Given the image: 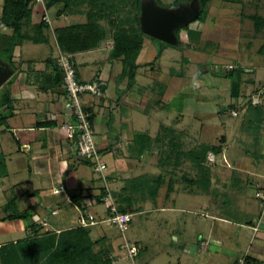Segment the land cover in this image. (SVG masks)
<instances>
[{
	"label": "crops",
	"instance_id": "obj_1",
	"mask_svg": "<svg viewBox=\"0 0 264 264\" xmlns=\"http://www.w3.org/2000/svg\"><path fill=\"white\" fill-rule=\"evenodd\" d=\"M3 6L4 0H0L1 38L13 34L12 30L2 22ZM44 9L40 4L34 6L32 16L34 24L40 22ZM194 23L189 26V29L201 32V29H193ZM202 39L203 34L200 40ZM188 42L189 40L186 43ZM147 43L148 48L137 60L139 68L135 84H137V75L141 68L144 69L143 76L149 77V79L155 78V72L162 71L161 62L158 60L162 59L167 48L162 44L160 47L157 46V42L153 40ZM24 44L18 46L14 51L13 67L4 52L6 47H0V66L7 67L13 72L10 79L0 89L1 91L6 87L11 96L9 109L11 118L7 124L0 127V166L4 175L0 186V212H2L0 218H4L8 214L23 213L29 209L32 210V216L28 221L0 222V237L13 238L9 241L0 239V246L24 240L29 235V227L34 224L42 227V232L60 233L79 227V219L83 215L91 214L97 218V224L89 227L92 240L98 242L97 249L109 248L114 264H120L124 261L115 255L118 250L123 249V242L118 244L119 231H114L115 228L105 222L109 217L108 209L102 211L98 209L104 205L100 201L104 183L94 174L91 164L78 159L75 143L66 134L65 126L73 122L68 109L67 94L63 83L60 85L56 83L58 76L54 65L48 64L49 58L57 57H48L42 62L23 59V53L21 52L20 57L18 53ZM106 44V47L101 44L95 50L77 53L73 56V62L81 80L89 82L100 76L107 82L105 98L85 96L83 100L94 116L95 141L101 151L102 160L109 167V186L114 194H120L128 180L138 177L146 178L148 157L152 156L153 158L158 155V146L155 142L150 144L149 152H143L142 150H145L146 146L145 137H142L138 143H136V138L138 136L152 138V135L143 131L140 118L148 112L149 104L150 107H153L154 103L158 111L160 108L161 110L168 109V102L163 106L160 103L164 102L166 94L169 93V86L163 83L161 78L160 80L158 78L154 82L149 81L151 84L147 88L143 85L139 89H133L134 83L128 85L126 78L122 77V61L112 57V42ZM147 54H149V59H156L157 63L156 61L155 63H145L143 59ZM248 73L253 74V71H248ZM112 81L116 83L113 92ZM245 82L249 83L251 93L260 90L254 85L253 80L246 79ZM153 84L156 86L153 87ZM225 86H228L231 97L237 100V105L245 106L247 104V99L241 100L242 84L238 98L232 96L231 82ZM218 88L221 92L220 87ZM151 89L153 91L149 92ZM217 94L219 100L217 102H220V95ZM259 94H263V91H260ZM262 101H264V97ZM192 108L196 113L201 114H218L222 111L218 103L205 101L193 104ZM246 111L247 113L252 111L250 114L253 115V110L247 109ZM178 119L181 121L183 117ZM249 119L252 120L250 115ZM162 126L171 127L180 135L179 140L182 141V150L185 153H190L194 147L200 144L196 139L193 140L188 129H180L162 123L160 130ZM255 132L257 135L254 137L258 138L254 141L261 143L262 139L259 137L264 135L262 129L255 130L254 134ZM221 140L224 143L223 151L226 149L228 156H232L228 138L221 136ZM186 143L188 146L189 143L195 146L188 149ZM261 146L262 153L259 152L256 157L236 154L232 158L231 172L228 174H231L237 185H247L244 191H237V195H239L237 199L242 203L243 200L248 202L252 197L257 198L256 192H264V165H261L260 168L250 165L252 164L251 158L254 163L264 164V143ZM222 154L219 157L216 156L217 164L223 162L220 160ZM184 161L191 162L192 159L188 157ZM218 168L222 167H208V171L201 175V179L204 181L202 183L205 186L216 185L218 181L224 180L225 177L222 179V175L226 174ZM170 173L175 175L174 172ZM186 183L189 186L194 185L193 181ZM249 185H252L253 189H250ZM189 188L187 186L184 191L190 195H196L193 188H191L192 191ZM173 192L175 193L176 190ZM208 192L210 193V191ZM259 202L260 204L256 207L247 208L246 204L244 209L238 210L248 213L247 219H242V221H235L211 213L206 204L205 210L212 214L211 218L214 222L208 224L198 220L199 229H202L198 241L193 243L188 240L184 241L189 255L193 253L197 255L200 251L210 253L213 246L220 250L211 253L210 260L213 257L215 259L212 264H235L239 257L246 254L248 255L247 264H264V202L261 199ZM171 210L179 211L178 208ZM230 231L234 234L235 242L229 240L227 234ZM175 237L176 241L180 242L181 236ZM139 256L140 254L137 257Z\"/></svg>",
	"mask_w": 264,
	"mask_h": 264
},
{
	"label": "rangeland",
	"instance_id": "obj_2",
	"mask_svg": "<svg viewBox=\"0 0 264 264\" xmlns=\"http://www.w3.org/2000/svg\"><path fill=\"white\" fill-rule=\"evenodd\" d=\"M159 1L161 3L159 6L174 10L179 8L185 10L187 7L192 6L193 3H196V0H189L184 5L180 4L173 7L171 5L175 0ZM234 1L235 3L227 2L226 0H213L210 2L204 14V22H195L192 25L193 29L202 30L203 39L194 44L186 43L189 40L188 29L183 31L181 33L182 44L178 47H166L167 49L162 59L158 60L161 62L162 71L155 72V78L149 79V77L143 76L144 69L141 68L137 75V84L135 82L133 87V89H139L140 86L145 85L147 88L151 84L149 81L154 82L158 78L159 80L161 78V81L169 86V93L166 94L164 102L160 103L163 106L168 102V109L161 110L160 108L158 111L156 110V105L152 102L154 106L150 107L149 104L148 112L144 113L145 116L140 118V125H143V131L152 135L153 140L161 134L160 125L162 123L173 125L180 129H188L193 140L196 139L200 143L193 150H199L206 143L219 146V144L223 143L220 141L221 136H226L229 143L233 146L230 145L232 156H228V152L225 149L222 156H220V160H223L222 163L217 164V159L214 162L210 161L209 157L211 155L217 156L214 153L208 156L206 163L209 168L221 166L222 168L218 169L226 174L222 175V179L223 177L225 178L221 182L218 181L216 185L208 184V186H205L202 183L204 181L201 179L202 171L199 169V164H196V167L193 161H183L177 167L174 159L171 161L172 165L166 168L168 164L163 163L166 155L161 156V161L158 155L153 158L149 156L147 160L148 173L145 176L153 183H149L147 189L141 195L138 194L136 196L134 213H132L133 220L129 230L126 232L127 240L131 244H135L140 250H143L140 256L135 259L129 258L126 250H118L115 255L118 259L120 258L124 261L120 262V264H212L215 259L213 257L210 260L211 253L220 250L219 248L212 246L210 253L200 251L197 255H194V253L189 255L188 248L184 244L185 240L192 243L198 241L199 233L202 231V229H199L198 220L208 224L214 222L211 218L212 214L205 210L206 206H209L211 213L221 215L220 217L242 221V219H247L248 213L240 212L238 211L239 209H244L246 204L247 208L256 207L260 204L259 199L255 197V199L252 197L248 202L244 200L243 203L240 202L237 199L239 196L237 191H244L247 185H237L235 179L228 173L231 172V161L236 154L256 157L259 152L262 153L261 145L264 143V135L259 137L262 139L261 143L255 142V139L258 138L254 137V135H257L256 132L254 134L257 125L249 123L253 122L254 115L250 114L252 111L247 113L246 110H253L252 106L255 105V98L261 95L259 94L260 91H263L264 94V90H262L264 89V50H262L264 32L256 35L253 23L246 17L254 14H260L264 17V0ZM42 6L46 8L45 2ZM125 9L127 11L129 7ZM58 10L59 8L47 9L46 11L44 9L45 12L43 11L40 22L43 21L46 13L51 21L54 22V29L67 27L74 23L84 24L87 22L85 15L87 9L85 7L81 9L82 14L70 16L62 15L58 17ZM125 15L124 12L121 14L122 17H125ZM100 24L110 34L113 32L108 19H101ZM48 36L50 38L49 44L36 45L32 42H25L24 47L18 53L19 57L21 52L23 53V59H31L38 62H42L48 57H57L60 50L56 45L53 32L50 31ZM151 40L149 37L145 38L141 54L148 48L147 42H151ZM107 42L113 43L111 35L101 44L106 47ZM157 44L160 47L161 43L157 42ZM86 57L92 58L93 56ZM143 61L145 63H155L156 59H149V54H147ZM122 67V70H124L123 65ZM229 67L235 69L233 73H231ZM254 70L256 71L255 73ZM148 71L151 72L150 69ZM248 71H253V74H249ZM244 78L245 80H253L255 82L254 85L260 90L251 93L249 83L245 82ZM237 79L242 80L241 100L247 99L245 106L237 105V100L231 97L228 86H225V84L235 82ZM126 80L127 84L131 85L129 77ZM115 85L116 83L112 81V92ZM155 86L153 84V87ZM218 87H220L221 92H219ZM152 91L153 89L149 92ZM217 93L220 95V102H217L219 101ZM249 93L251 95H248ZM201 101L218 103L220 110H222L221 113H196L195 109L197 108H192V105ZM260 102L264 109V101L260 99ZM231 106L235 107L234 109L238 113L237 117L231 114ZM249 115L252 120L249 119ZM182 117L183 120L180 121L178 118ZM261 129L262 133H264V125ZM96 138L98 139V135ZM179 143L182 146L181 140ZM168 144L169 142L163 147L165 152L169 149ZM192 146L195 145L189 143L188 146L186 143V148L190 149ZM222 147H224V143ZM251 159L250 162L252 164L250 165H255V168H260L261 165H264L261 162L254 163ZM170 172H174L175 175ZM159 176L164 177L163 185L159 187V190L154 195L152 194V190L156 187L154 181ZM187 180L199 181L198 183L202 184L194 183V185L189 186L186 183L188 182ZM187 186L190 187V190L193 188L196 195H190L185 192L184 188ZM248 187L253 189L252 185ZM175 190L176 192L174 193L173 191ZM174 208H178L179 211L171 210ZM98 209L102 211L107 208L101 205ZM114 231L118 232L117 229ZM118 235L120 236L118 244H122L123 237L119 232ZM227 235L230 241L235 242L234 234L231 231ZM175 236H181L180 242L176 241ZM0 239L9 241L13 238L0 237Z\"/></svg>",
	"mask_w": 264,
	"mask_h": 264
},
{
	"label": "trees",
	"instance_id": "obj_3",
	"mask_svg": "<svg viewBox=\"0 0 264 264\" xmlns=\"http://www.w3.org/2000/svg\"><path fill=\"white\" fill-rule=\"evenodd\" d=\"M46 10L52 8H59L57 16L62 15H77L82 14L81 9L85 7L87 22L74 23L67 27H60L54 29V38L58 49L64 53L72 56L80 52H86L97 49L103 41L112 36L113 49L112 57L115 60H121L124 66L122 73L123 78H128L130 84H133L137 74L139 65L137 60L143 50L144 40L149 37L141 30V13L142 6L148 0H44ZM161 4L159 0H156ZM189 0H175L171 6L176 7ZM213 0H196V5L200 6V15L197 22H204V14L206 13L208 4ZM227 2L235 3L234 0H226ZM37 3L34 0H4L3 6V24L12 30L11 36L0 37V47H6L4 50L8 56L10 65L13 67V54L18 46L23 45L25 42H32L36 45L49 44L50 38L48 33L50 27L43 19L42 22L34 24L32 21L33 8ZM126 7L129 10L126 11ZM125 13V17L121 14ZM254 25V32L256 35L264 32V17L260 14H254L246 17ZM101 19H108L111 28L110 32L100 24ZM188 29L189 44L200 41L202 32L193 31L189 26L178 28L176 35L178 38V47L182 44L181 33ZM151 38V37H149ZM153 41L161 43L164 47H171L158 40L151 38ZM264 50V44L263 48ZM162 53V52H161ZM160 53V56H161ZM48 64H53L57 71L56 83L60 85L63 83V73L57 65V58H49ZM234 68L231 73L234 72ZM242 80L237 79L232 82V96L238 98L240 95V87ZM7 88L0 91V127L7 124L11 118L9 109L11 103V96ZM264 94L259 98L262 101ZM259 104L252 106L254 120L252 124L257 125L256 130H261L264 125V109ZM234 106L230 107V110ZM232 112V111H231ZM94 121V116H93ZM161 134L152 139L149 136H138L136 143L142 137H145L146 146L145 150H151L150 144L155 142L158 146V155L160 161L161 156L166 155L164 162L169 166L172 165L171 161L175 159L176 166L186 159L191 158L196 164L200 165L202 175L208 171L206 166L208 156L211 153L217 156L223 153V143L207 144L201 148L194 149L190 153H185L179 143L180 135L171 127L162 126ZM169 142V149L165 152L163 147ZM157 149V148H156ZM101 152V151H100ZM202 165V166H201ZM197 167V166H196ZM4 177L2 168L0 166V186L1 179ZM164 177L159 176L154 181L156 187L152 190V194H156L159 187L163 185ZM199 182V181H198ZM194 181V183H198ZM149 183H153L147 178H137L128 180L124 189L120 194H114L118 204L119 213L132 214L134 213V201L138 194H142L147 189ZM200 184V183H198ZM126 195V196H125ZM137 200V199H136ZM101 201V200H100ZM32 210L29 209L23 213L8 214L4 218H0V222L23 220L28 221L31 219ZM42 227L32 225L29 227V235L21 241L0 246V264H114L111 258V250L109 248L97 249L98 242H94L90 235V228L76 227L62 231L55 232H42Z\"/></svg>",
	"mask_w": 264,
	"mask_h": 264
},
{
	"label": "built area",
	"instance_id": "obj_4",
	"mask_svg": "<svg viewBox=\"0 0 264 264\" xmlns=\"http://www.w3.org/2000/svg\"><path fill=\"white\" fill-rule=\"evenodd\" d=\"M34 1L40 5H43L45 2L44 0ZM43 18L48 23L50 31L54 34V22L51 21L47 13ZM111 48L113 49V43L111 44ZM57 65L63 73V86L67 94L68 109L73 118V122L65 126L67 137L74 141L78 159L91 164L94 174L104 183L100 200L109 212V217H107L105 222L119 231L123 237V249L128 252L131 259H135L140 254V249L135 244H131L126 238V232L130 228L133 216L132 214H123L118 211V204L109 186V167L102 160V154L95 141L93 114L83 100L85 96L105 98L107 95V82L100 76L95 77L89 82L81 80L78 77L72 56L64 54L61 51L57 56ZM229 69L232 70L233 67H229ZM255 99L254 104H259V96ZM231 114L234 117L238 116L235 110ZM209 159L211 162H214L216 156L211 155ZM255 195L264 202V192L258 191ZM95 224H97V218L91 214L83 215L79 219V226L81 227L88 228ZM247 262L248 255L246 254L239 257L235 264H247Z\"/></svg>",
	"mask_w": 264,
	"mask_h": 264
},
{
	"label": "water",
	"instance_id": "obj_5",
	"mask_svg": "<svg viewBox=\"0 0 264 264\" xmlns=\"http://www.w3.org/2000/svg\"><path fill=\"white\" fill-rule=\"evenodd\" d=\"M174 10L159 6L156 0H148L142 6L141 30L142 32L162 43L177 46L176 30L180 27L190 26L197 21L200 15V6L193 3L185 10ZM13 72L0 66V89L10 79Z\"/></svg>",
	"mask_w": 264,
	"mask_h": 264
}]
</instances>
